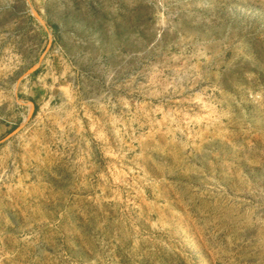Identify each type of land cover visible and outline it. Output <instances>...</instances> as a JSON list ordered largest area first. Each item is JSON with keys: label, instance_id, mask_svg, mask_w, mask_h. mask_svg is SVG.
<instances>
[{"label": "rangeland", "instance_id": "rangeland-1", "mask_svg": "<svg viewBox=\"0 0 264 264\" xmlns=\"http://www.w3.org/2000/svg\"><path fill=\"white\" fill-rule=\"evenodd\" d=\"M0 264H264V0H0Z\"/></svg>", "mask_w": 264, "mask_h": 264}, {"label": "bare ground", "instance_id": "bare-ground-1", "mask_svg": "<svg viewBox=\"0 0 264 264\" xmlns=\"http://www.w3.org/2000/svg\"><path fill=\"white\" fill-rule=\"evenodd\" d=\"M29 107L31 108L30 110H32V109H33V106H32V104H29Z\"/></svg>", "mask_w": 264, "mask_h": 264}]
</instances>
